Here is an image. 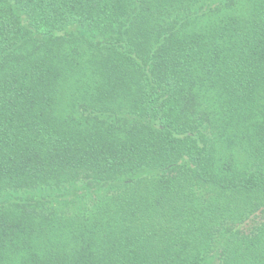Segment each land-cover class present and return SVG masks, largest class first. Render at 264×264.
I'll return each mask as SVG.
<instances>
[{
	"label": "trees",
	"instance_id": "1",
	"mask_svg": "<svg viewBox=\"0 0 264 264\" xmlns=\"http://www.w3.org/2000/svg\"><path fill=\"white\" fill-rule=\"evenodd\" d=\"M0 264H264V0H0Z\"/></svg>",
	"mask_w": 264,
	"mask_h": 264
}]
</instances>
